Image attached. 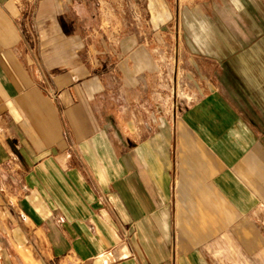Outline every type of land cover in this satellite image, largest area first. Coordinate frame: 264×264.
<instances>
[{"label": "crops", "instance_id": "0c3cea01", "mask_svg": "<svg viewBox=\"0 0 264 264\" xmlns=\"http://www.w3.org/2000/svg\"><path fill=\"white\" fill-rule=\"evenodd\" d=\"M96 10L0 0V264H264V0Z\"/></svg>", "mask_w": 264, "mask_h": 264}, {"label": "rangeland", "instance_id": "374dc122", "mask_svg": "<svg viewBox=\"0 0 264 264\" xmlns=\"http://www.w3.org/2000/svg\"><path fill=\"white\" fill-rule=\"evenodd\" d=\"M93 4L97 8V16L99 20V32L118 34L122 33L123 27L131 28L133 32L134 29L140 30L141 25L139 22V16H142V20L147 19L149 22V12L145 14V11H139L140 0H92ZM136 21V22H135ZM131 24V25H130ZM146 32H150L149 24H145ZM163 30L159 31L161 35ZM159 45V55L165 61L166 53L165 42H161ZM164 64V63H163ZM146 98V96H145ZM167 91L160 89L158 91V126L162 124L163 115L167 111L166 105ZM147 100L149 98L147 97ZM149 108V107H148ZM143 112L148 116V113L143 110ZM144 115V114H143Z\"/></svg>", "mask_w": 264, "mask_h": 264}]
</instances>
